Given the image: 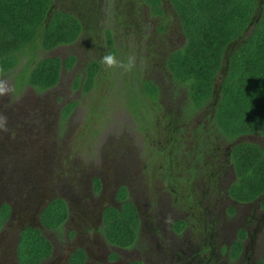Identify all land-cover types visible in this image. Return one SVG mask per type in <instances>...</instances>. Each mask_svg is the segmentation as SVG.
<instances>
[{
  "label": "trees",
  "instance_id": "trees-1",
  "mask_svg": "<svg viewBox=\"0 0 264 264\" xmlns=\"http://www.w3.org/2000/svg\"><path fill=\"white\" fill-rule=\"evenodd\" d=\"M56 1L0 0V77L17 75L16 69L26 58L28 61L18 75L19 85L44 92L59 84L63 67L73 69L77 63L74 55L65 60L42 56L76 43L83 33L82 19L55 7ZM167 1L177 14L186 39L184 46L166 59V71L172 77H168L171 91L182 96L184 122L195 125L193 117L203 111H208L210 118L197 134L200 155L209 154L215 141L226 144L246 135L264 137V0ZM142 3L149 6L152 15L163 14L162 0ZM108 49L109 62L113 65L91 61L84 76L76 81L75 88L90 95L88 127L95 128L92 125L95 118L106 120L122 104L124 108L129 107L141 134L150 131L157 136L161 130L158 113L164 108L160 86L145 75L146 68L135 63L133 50L127 44L119 47L118 41L115 44L108 35ZM143 49L147 47L144 45ZM116 60L125 61L117 68ZM110 70L112 73L107 76ZM101 74L103 80L99 77ZM76 105L75 102L66 107L63 120ZM144 138L153 159L157 149L147 136ZM235 145L231 161L235 164L238 182L231 189V195L238 200H252L264 194L263 150L255 143ZM174 153H179L177 148ZM171 158L166 156L165 149L158 161ZM10 215L11 207L3 204L0 230ZM67 219L68 207L61 199L50 203L40 218L43 227L58 231ZM105 224V236L110 243L131 245L137 239L140 224L136 206L126 202L121 211L109 210ZM52 249L42 230L27 228L20 236L18 264H43L51 257ZM82 253L79 251L72 257V264H77Z\"/></svg>",
  "mask_w": 264,
  "mask_h": 264
},
{
  "label": "flooded vegetation",
  "instance_id": "flooded-vegetation-1",
  "mask_svg": "<svg viewBox=\"0 0 264 264\" xmlns=\"http://www.w3.org/2000/svg\"><path fill=\"white\" fill-rule=\"evenodd\" d=\"M58 4L67 8L61 11L82 19L83 33L81 38L72 45L62 46L71 47L75 51V54L73 53L77 58L75 66L80 59L77 54L80 51H88L89 53V50L92 52L94 59L85 62L84 73L91 61L105 63V59L102 57L109 51L108 35L114 39L115 44L118 39L116 25L108 27L107 20H103L107 16L106 0H57L54 6L57 7ZM144 5L149 11L150 19H152V29L149 35L156 33L163 41L162 36L166 34L168 28L166 26V14L171 12V3L162 0V15H152L149 6ZM116 9L114 11L117 13ZM117 14H115V19L120 18V15ZM130 14L132 15L130 23L137 24L135 18L137 19L138 16L134 15L133 8ZM174 20L178 24L179 20L176 13ZM178 29V35L174 34L175 41H172L175 50L183 47L186 41L180 22ZM93 38L97 41L91 42ZM151 38H153L152 35ZM155 45L157 46L156 41ZM167 52L170 54L173 51L167 50ZM167 58L163 57L160 66L154 65L155 70L165 76V81ZM150 79L160 86L161 99H163L166 88L160 83L161 80H154L153 77H150ZM0 89V96L3 97L0 99V122L3 120L0 123L1 125L7 121L8 115L11 113L10 111L14 110L15 105L3 108V106L9 104L10 99L7 97L6 88L0 85ZM15 89L17 92H21L24 89L32 90L34 88L28 85L25 87L20 85L15 86ZM34 90L39 92L37 89ZM47 91L39 93H46ZM171 93L174 94L172 91ZM73 103L75 102L69 103L62 109L63 118L64 110ZM76 103L75 110L69 116L80 110L78 109L79 103ZM84 108L87 107L84 106ZM87 110H89V105ZM180 113L183 116L181 108ZM201 113L193 117V122L196 121L195 126L208 114V111ZM69 116L65 117L63 122H66ZM209 122L210 118L207 116L204 123L205 127ZM186 124L187 122L183 121V125ZM182 136L183 138L177 147L179 153L174 159L171 158L166 162L152 158L140 159L146 166H150L151 159L154 162L162 163L165 171L153 170V174H151V169L146 167V169L148 168L146 175L150 181L152 178H156L155 181H151L154 187L145 186L146 191L150 194V201L147 204H145L142 197L137 198L135 195L136 186L133 188L131 182H122L119 176H116V174L113 176L112 168H114L115 173L119 169L116 161L112 159H109L108 162L96 161L104 155L101 151L102 144H98L96 147H88L91 151L90 160H88L90 163L85 164V166L91 165L95 172L88 179L86 178V181L84 179L77 180L73 184L68 183L67 187L59 185L60 193L57 194H54L52 182L47 180L48 177L41 180L42 174L37 169H33L34 166L41 169V162L47 161L48 156L39 153L34 158H24L23 153H19L16 162L19 163L18 172L21 173V176H19V180H14L12 185L7 186L6 192L7 194L12 192L14 198H9L5 192H0V196H3V194L5 196V199L0 197V207L3 204H8L11 207L10 218L5 227L0 230V247L5 253L6 260H14V255H18V246L16 248L14 242L10 243L11 238L5 241L4 235L11 237V233L14 234L19 229L22 230L20 231L22 233L30 227L42 230L44 235L46 231H50L52 234L58 231L43 227L40 218L50 203L61 199L68 207V219L64 225H73L78 221L79 226L73 231L72 235L67 234V241L73 240L74 242L72 244L68 243L66 248H63L61 243L58 242L57 244L48 239L53 249L51 257L43 264H72V257L79 251L83 253L77 264H264V194L252 200L244 201L235 199L231 195V189L238 182L235 164L231 161L233 148L238 142L221 143L222 145L218 143L217 147L210 149L209 154L204 153L203 155H200L201 151L189 147L190 151L187 152L190 157L189 160H185L182 154V142L186 145L187 141L184 140L185 136ZM244 137L247 139L257 138L258 141L249 143L258 144L264 154V137L246 135L240 138ZM194 142L195 138L193 137ZM161 153L163 154V151ZM157 154L160 155V153ZM12 161L9 160L8 162ZM94 161L98 163L94 164ZM79 162L84 167V163ZM176 168H179L180 172L182 170L187 171L178 175ZM135 170L138 173L140 172L137 169ZM214 177L215 182L224 181L225 185L227 184L225 189L219 192L220 196L224 195L225 203V207L220 208V215L217 212L213 213L214 208L212 207L203 210V207L199 205L202 198L208 200L212 197L213 185L215 186V183L212 182ZM202 181L209 183V187L204 192L205 196L202 195V192H199ZM156 187L162 189L158 191ZM184 187L187 190V195L182 196L180 202L178 198L175 201L171 200V195L181 196L182 191H186ZM164 188H170L171 190L165 191ZM61 190H65V192L62 193ZM125 190H127V196L123 198ZM166 195H168L166 200L168 210L163 212V209L159 208V211H155L154 214L152 209L158 206L162 207V203L165 202L162 199ZM126 202H131L136 206L140 224L137 239L131 245L121 246L110 243L106 238L105 216L111 209L121 211ZM243 213L246 214L245 218L242 217ZM23 225L24 228H21ZM216 228L221 230L216 231ZM212 231L216 236L212 234ZM3 242L4 244H2ZM6 253L8 257H6Z\"/></svg>",
  "mask_w": 264,
  "mask_h": 264
},
{
  "label": "rangeland",
  "instance_id": "rangeland-1",
  "mask_svg": "<svg viewBox=\"0 0 264 264\" xmlns=\"http://www.w3.org/2000/svg\"><path fill=\"white\" fill-rule=\"evenodd\" d=\"M142 2L143 0H106L107 16H105L103 20H107L108 27H114V25H116L118 46L120 47V44H127L128 49L133 50L131 51L134 53L132 56H134L135 63L142 69L146 68L145 75L148 76V78L153 77L154 80L160 79V83L166 88L165 97L161 102L162 107H164L163 111L162 113H158L159 115L157 114V123L160 125L163 132L160 130V134L157 136L151 134L150 131L145 134L142 132L145 137H148L146 139H149L148 141L158 150L154 152L153 159L158 160L157 153H161L162 151L165 152V149L166 156L175 158L177 153L174 152L179 146L180 140L183 138L182 135H184L186 138H184V140L187 141V144L185 145L182 142V154L185 160H189L190 154L188 152L190 148L192 147L194 150H198L199 148L200 135L197 134L205 123L206 117L209 115L207 114L202 118L200 123H197L196 126H191L189 122L183 125L184 119L180 113L182 96L171 93L172 86L169 82V78L172 79V77L169 76V73L167 72L165 81V76L159 74V71H156L154 68V65H161L163 57L167 58L169 56L167 50H175L172 41H175L173 37L174 34L178 35L180 21L178 24L176 23L174 20V10L170 7L171 12L166 14V26H168V28L166 34L162 36L163 41L156 33H152L151 35L153 38H151L149 34L152 29V19H150L149 11ZM57 8L63 10L67 9L61 4H58ZM115 8H117V13L120 15L119 19H115V14H117L114 11ZM132 8L134 15L138 16L137 19L135 18L137 24L130 23L132 21V15L130 14ZM95 40L97 41V39L93 38L91 42ZM155 41L157 46L155 45ZM144 45L147 47L146 50L143 49ZM153 48L157 49L155 50ZM73 53L75 54V51L71 47H60L55 51L42 54V56L59 57L65 60L70 57V55H73ZM77 55L80 58V64L78 63L71 70H67L63 67L61 81L54 89L46 93H39L34 89L26 90L27 88L23 90L24 92L16 91L15 86H20L18 75L22 73L24 65L28 61L26 58L23 59V63L16 69L15 73L17 75H5L0 78V85L6 88L7 97L10 99L9 104L3 106V108L15 105L13 108L14 110L10 111L11 113L8 115L7 121L0 125V192H5V194H7V186L12 185L14 180H19L18 178L21 176V173L18 172L19 163L16 162L19 153H23L22 156L24 155V158H34L39 153L48 156L47 161H44L45 163L40 161L42 163L41 169L37 166H34L33 169H37V171L42 174L41 180L48 177L47 180L52 182L53 185V189L52 187L51 189L54 191V194H57L60 193L59 185L67 187L68 183L73 184L77 180L84 179V181H86V178L88 179L89 176L95 172V170L91 168V165L85 166V164L90 163L88 162L91 153L89 148L102 144L101 151L104 155L102 158L99 157V159H96V161L102 160L103 162H108L109 159L116 161L119 169L115 173L114 168H112L114 172L113 176L116 174L122 182H131L133 188L136 186V190H134L136 191L135 195L137 198L142 197L145 204H147L150 201V194L146 191L145 186L154 187L151 181L156 180L154 177L150 181L146 175L147 169L150 168L151 174H153V170L165 172L164 167H162V163L154 162L152 159L150 160V166H146L143 164L144 162H141L142 160L140 159H148L151 155L147 149V142L138 129L137 122L135 124L134 116L128 110L129 107L124 108L121 104L119 111L114 109L113 112L109 113V118L106 120L95 118L92 122L95 128L90 130L87 123L88 117L86 115L89 113V110H87L88 105L91 104L90 95H84L82 90L75 88V85L77 79L84 73L85 62L93 60L94 56L90 50L89 53L88 51H80ZM108 56L107 53L102 58L105 59L107 63L106 66H112L113 64L110 63L111 61ZM127 59L128 58L125 60ZM124 61L116 60V67H121ZM123 72L125 71L123 70ZM107 73V76H110L112 70ZM99 77L103 80L102 74ZM103 77L105 76L103 75ZM104 92H106V90H104ZM180 93L183 94V91ZM2 98L3 97L0 96V99ZM72 102H78V109L80 110L73 113L74 116L71 115L73 116L72 118H69L71 117L69 116L68 120L63 122V114L61 111L66 105ZM84 106L87 108L85 109ZM2 121L3 120H1V122ZM170 127H174V129ZM192 136H195L194 143ZM254 141H258V139L254 137L251 139H247L246 137L237 139L238 144ZM218 143L221 144L222 142L215 141L212 147H217ZM9 160L13 161L8 162ZM79 161L84 163V167L81 166ZM97 163L98 162L94 161V164ZM146 167L148 168L146 169ZM135 169L140 172H136ZM176 171L178 175H180L187 170H182L180 172L179 168H176ZM56 176H58V178H56ZM216 176H218V174H216ZM215 177L212 180V182L215 183V186L213 185L212 197L208 200L202 198V204L199 203V205L203 207V210L212 207L214 208L213 213L217 212L219 214L221 213L220 208L225 207L224 195L220 196L219 192L223 191L227 184L225 185L224 181L215 182ZM26 179L25 176V180ZM208 184L209 183L203 181L200 184L201 190H199V192H202L203 196H205L204 192L207 190V187H209ZM186 185L190 186L189 184ZM156 188L158 191L162 189H160V187ZM164 190L170 191L171 189L164 188ZM184 190H186L185 187ZM61 192L64 193L65 190H61ZM182 192L181 196H177L176 194L171 195V200L175 201L178 198L180 202V198L187 195V190ZM7 195L9 198H14L12 192ZM0 197L1 199H5L4 194ZM167 197L168 195L164 196L162 199L165 201L162 203V207L158 206L152 209L154 214L155 211H159V208L163 209V212L168 210V208H166ZM183 199L185 198L183 197ZM198 201L197 199V202ZM228 205L230 204L228 203ZM245 215L246 214L243 213L242 217L245 218ZM207 219L210 220L211 217ZM78 226V221L73 225L66 224L54 234L50 231H46L45 236L50 239L51 242L54 241L57 244L59 242V244H62L63 248H66L68 243L72 244L74 242L73 240L67 241V234L69 233L72 235L73 231H75ZM217 230L220 231L221 229L216 228V231ZM11 234V237L4 235L5 241L15 236V233ZM212 234L215 235L214 231H212ZM13 242L14 240L10 243L12 244Z\"/></svg>",
  "mask_w": 264,
  "mask_h": 264
},
{
  "label": "water",
  "instance_id": "water-1",
  "mask_svg": "<svg viewBox=\"0 0 264 264\" xmlns=\"http://www.w3.org/2000/svg\"><path fill=\"white\" fill-rule=\"evenodd\" d=\"M248 35H249V33L247 34V36ZM219 79H220V77H219ZM21 228H24V225ZM20 231H22V230L19 229V231L15 233V236L12 237V240H14L16 248L18 246V243H19V240H20V236H21L20 235L21 234ZM2 244H4V242ZM6 257H8L7 253H6ZM17 257H18V255H14V260L7 261L6 258H5V253L1 250V247H0V264H18V258Z\"/></svg>",
  "mask_w": 264,
  "mask_h": 264
},
{
  "label": "clouds",
  "instance_id": "clouds-1",
  "mask_svg": "<svg viewBox=\"0 0 264 264\" xmlns=\"http://www.w3.org/2000/svg\"><path fill=\"white\" fill-rule=\"evenodd\" d=\"M111 58L109 57V60H110Z\"/></svg>",
  "mask_w": 264,
  "mask_h": 264
}]
</instances>
